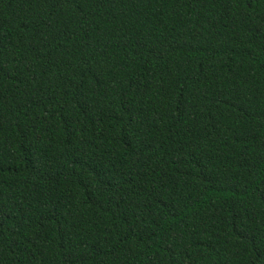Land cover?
<instances>
[{"label":"trees","instance_id":"1","mask_svg":"<svg viewBox=\"0 0 264 264\" xmlns=\"http://www.w3.org/2000/svg\"><path fill=\"white\" fill-rule=\"evenodd\" d=\"M0 264H264V0H0Z\"/></svg>","mask_w":264,"mask_h":264}]
</instances>
